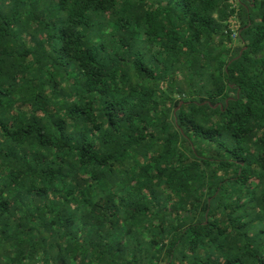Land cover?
Listing matches in <instances>:
<instances>
[{"label": "trees", "instance_id": "obj_1", "mask_svg": "<svg viewBox=\"0 0 264 264\" xmlns=\"http://www.w3.org/2000/svg\"><path fill=\"white\" fill-rule=\"evenodd\" d=\"M262 206L264 0H0V264H264Z\"/></svg>", "mask_w": 264, "mask_h": 264}, {"label": "clouds", "instance_id": "obj_2", "mask_svg": "<svg viewBox=\"0 0 264 264\" xmlns=\"http://www.w3.org/2000/svg\"><path fill=\"white\" fill-rule=\"evenodd\" d=\"M5 6H7V5H5ZM76 7H79V5H77ZM89 11H91V9H89ZM78 31H83V28L78 29ZM88 38H89L88 36L83 37V39H85V40H87ZM46 51H47V49H46ZM81 71H83V69H81ZM129 81H130L131 87H135V85L139 83V80H137L135 78L134 74L129 77ZM125 91H127V89H125ZM98 100H99L98 97H94L93 101H92L94 107H96L97 109L99 108V104L97 103ZM105 127H106V125H105ZM44 154L47 155L49 160L51 161V160H54V157L57 153L53 152L51 149H46V150H44ZM73 163L76 164L78 162L74 160ZM65 167H66V165H65ZM5 175H6V173H5ZM4 195L8 196L9 193H4ZM257 214L259 215L260 219H259V221H256L252 226L253 227H264V206H262L261 208H257V209H255V212H249L248 214H245L243 209H237V215L239 217V223H241V224H244L246 221H251L252 217L254 215H257ZM79 215L80 214L77 213V215L75 217L76 223H75V227L73 229L74 231L81 227ZM44 219H47V217H45ZM177 223H179V221H177ZM33 224H34L35 228H39L41 226V220L36 219L33 222ZM57 231H59V228H57ZM103 231H104V233L108 232L107 228H105ZM78 235H83L84 240H85V243H83L80 246L82 249H84V255L78 256V260H82L83 264H96V261L91 256V250L89 249V243H90L89 238L91 237V239H95L94 227L91 226V223H90V227L85 229V231L83 233H78ZM230 235H231V233H230ZM115 238H117V237L105 235V236H103V238L101 240L97 241V243L103 244L106 242H110L111 239H115ZM253 248H255L254 245L249 247L248 251L252 252ZM79 251H80V248L77 249V252H79ZM85 257H87V258H85ZM259 258L261 260H264V248L259 249ZM67 260H68L69 264H78L77 261L72 260L71 255H67ZM22 264H27V261H23ZM49 264H51V261H49ZM252 264H255V261H252Z\"/></svg>", "mask_w": 264, "mask_h": 264}]
</instances>
